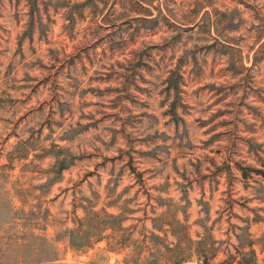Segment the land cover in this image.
Instances as JSON below:
<instances>
[{
    "label": "rangeland",
    "instance_id": "1",
    "mask_svg": "<svg viewBox=\"0 0 264 264\" xmlns=\"http://www.w3.org/2000/svg\"><path fill=\"white\" fill-rule=\"evenodd\" d=\"M0 264H264V0H0Z\"/></svg>",
    "mask_w": 264,
    "mask_h": 264
}]
</instances>
